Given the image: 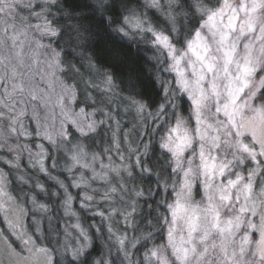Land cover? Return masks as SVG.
Masks as SVG:
<instances>
[{"label":"rangeland","instance_id":"374dc122","mask_svg":"<svg viewBox=\"0 0 264 264\" xmlns=\"http://www.w3.org/2000/svg\"><path fill=\"white\" fill-rule=\"evenodd\" d=\"M94 2L102 11L106 7L113 10L115 5L107 4L106 0ZM122 2L123 18L141 21L140 28L129 29L122 18L121 28L128 32L125 37L148 46L163 72L160 83L167 95L166 102L170 103L168 118L171 119L164 128L160 146L167 142L175 151L179 140H165V137L180 136L184 127L188 128L190 135L205 137L200 144L194 142L196 156L185 148L180 157V169L175 167L172 152L161 147L169 154L177 175L175 183L171 184L173 196L168 205L164 240L137 258V240L133 239L132 230L136 204L143 192L133 179V168L140 167L141 158L134 146L138 140L134 142L135 135L131 133L148 112L140 103L121 98L112 78L105 72L89 68L84 74L78 71L76 75L68 73L69 79L63 75L62 55L55 46L58 35L52 36L51 32L44 31L46 27L59 31L48 15L53 3L49 0H0V7L6 3L12 5L0 12V113L4 114L0 115V264H55L57 256L61 264H81L87 251L95 255L91 256V264H138L139 261L163 264L160 256L167 258L168 264H233V252L239 264H260L254 243L246 245L243 254L239 249L245 234L253 241L260 238L257 229L244 227V224L251 222L259 226L260 217L264 215V155L259 154V145H255L256 159L227 146L224 141H235L234 136L222 134L221 124L230 125L229 119L223 111H215L226 102L229 80L241 74L245 55L251 53L249 59L255 67L264 62L261 41L257 39L260 21H257L256 31L245 29L241 33L240 26L245 20L242 11L235 21L236 28L229 30L224 28L230 15L227 9L223 21L218 20L217 27L213 28L211 23L201 27L210 12L206 16L195 14L191 10V0H182L179 8L171 0H157L159 7H154L152 0ZM240 2L231 0L234 7ZM222 4L223 0H206L203 6L214 11ZM179 12L189 18L184 20L185 29L178 39L170 30L169 20ZM256 15L261 17L264 13ZM218 30L230 31L228 44L235 42L237 46L228 73L223 71L224 52L217 51L219 35H213ZM196 32H200L203 38L194 45L197 51L203 54L199 45L206 44L209 48L207 56L215 57L216 64L215 73H207L202 86L209 93L210 82L215 76L220 93L214 104L204 101L212 107L215 115H208L202 109V124L192 112L195 107L191 102L193 97L180 91L183 87L180 72L188 81V89H194L196 73L201 70V61L188 48L189 42L196 41ZM157 35L168 37L172 48L180 51L170 53L169 48L157 41ZM246 45L251 47L246 48ZM259 75L257 72L250 87L239 94L236 103L241 107L235 115L238 122L257 119V110L264 107V86L258 84ZM14 87L17 88L15 93ZM21 112L23 115H19ZM178 120L184 124L176 133H171L170 129L177 127ZM90 124L93 129H89ZM196 128L199 133L192 131ZM215 136L220 137L217 141L220 148L212 146ZM240 139L251 143L247 133ZM202 147L203 159L200 155ZM190 158L193 163L189 166L184 162ZM213 158L217 164L231 161L223 176L204 167L205 163L211 165ZM85 164L88 166L84 167ZM189 168L191 172L185 177ZM27 169L35 182L24 176ZM194 174L198 177L195 180L192 179ZM237 175L244 177L241 185L251 181L250 195L246 199L238 186L228 189L232 200L221 202L217 187H227L228 181L235 180ZM185 180L191 191L183 188ZM44 184L50 186V193ZM209 184L211 186L206 187ZM13 187L22 198L13 192ZM89 196L91 200L87 198ZM209 196L213 197L212 204L220 213L221 226L223 221L237 215L244 222L227 240H224L227 234L222 236L216 230L206 241L200 239L207 220H211L210 215L205 219L210 207ZM178 203L182 210H177ZM241 206L254 207L256 214L240 213ZM193 223L196 231L190 236ZM97 240L102 245L95 243ZM222 240L227 256L221 251ZM193 246L196 251H190L187 260L178 258L176 249H191ZM205 248L207 252H204ZM153 251L157 256L151 255ZM202 252L204 254L200 255Z\"/></svg>","mask_w":264,"mask_h":264},{"label":"trees","instance_id":"16d2710c","mask_svg":"<svg viewBox=\"0 0 264 264\" xmlns=\"http://www.w3.org/2000/svg\"><path fill=\"white\" fill-rule=\"evenodd\" d=\"M113 3V10L106 7L102 11L94 0H57L48 15L59 30L55 46L61 52L63 75L67 79L68 73L84 74L89 68L105 72L112 78L121 98L140 103L148 112L131 133L135 135L134 142L138 140L133 144L141 158L140 167L133 168L134 182L143 194L136 204L132 230V237L137 240V258H140L150 247L164 240L168 205L173 196L171 184L177 179L169 154L160 146L164 128L171 119L168 118L170 103L166 102L167 95L160 83L163 72L158 60L148 46L127 39L117 31L121 28L123 2L112 0ZM23 173L35 182L28 169ZM11 177L14 179V174ZM44 185L50 193V186ZM12 189L18 197H23L14 187ZM95 243L102 245L99 240ZM91 256L95 255L87 251L81 264H91ZM55 262L61 264L58 256Z\"/></svg>","mask_w":264,"mask_h":264},{"label":"snow or ice","instance_id":"6c2138e0","mask_svg":"<svg viewBox=\"0 0 264 264\" xmlns=\"http://www.w3.org/2000/svg\"><path fill=\"white\" fill-rule=\"evenodd\" d=\"M152 5L154 7H159L157 0H152ZM101 7L103 4L101 3ZM12 5L6 3L5 6L0 7V12H4L5 8H11ZM225 9L228 10L230 15L227 17V24L224 25V28L233 30L236 28L235 21L239 19V13L242 11L245 13V20L244 23L240 26V31L243 33L245 29H247L248 32H254L256 31V25L257 21H260V27H259V32L260 36L257 37L261 41V49L260 51L264 53V16L258 17L256 14L258 12L264 13V0H241L238 6L234 7L233 4L231 3V0H223V4L220 8L217 10H208L210 14L208 15V20L206 21V24L211 23V26L213 28L217 27L216 22L223 21L225 17ZM124 23L125 25H131L134 28H140L141 27V21L139 19H135V22L129 19V17H124ZM37 27H39L37 25ZM44 31L46 32H51V34H55L54 30H51L50 28H45ZM119 31L123 32L124 29L120 28ZM151 31V29H149ZM213 35H219V40L217 41L219 47L217 51H223V60H224V68L223 71L225 73H228V65L232 63V58L233 54L236 51V44L235 42H232L230 45L228 44V41L231 36L230 31H217L214 32ZM196 41L194 42H189L188 48L197 56V59L201 61V70L196 73L197 79L195 81V88L199 91V97H194V103L196 104V110L197 113L200 112V108L204 101L208 98V91L205 90V88L202 86V81L206 79L207 73H215L216 71V64H215V57H208L207 53L209 51V48L206 44H200L199 46L203 49V54L197 51V48L194 46L197 42L201 41L203 38L201 37L200 32H196ZM238 38V37H237ZM15 38H13V41ZM157 41L161 44L164 45V47L169 48L170 53L174 52L175 49L172 48V46L169 44L168 37L162 36V35H157ZM246 48H250L251 45H246ZM251 53H247L244 57V64L241 68V74L239 76H236L234 78H230L229 80V85H228V94L226 98V102L222 105V107H217L216 111L220 112L223 111L225 116L228 117L229 119V124L231 125V130L225 132L226 137H235V141L233 143L232 140H226L224 143L227 146L230 147H235L237 151L246 153L249 157L252 159H256V148L255 145H259L260 155H264V107L261 109H258L259 116L257 119H251V120H241L238 122L235 119V115L239 113L240 105H237L236 101L239 98V94L243 91L244 88L250 87L252 84V81L250 77L255 73V64L251 59H249ZM177 64L180 63V60L177 59L176 61ZM238 67H241L238 64ZM181 76V83L185 89L189 88L188 81L183 78L184 74L183 72H180ZM216 77H213V80L210 82L211 84V93L215 97H219L220 93L217 88V84L215 82ZM258 84L260 86H264V79H260L258 81ZM17 91V88H13V93ZM22 91V89H20ZM219 102V101H217ZM6 107L11 108L10 105H6ZM231 109V111H229ZM0 115H4L3 113H0ZM19 115H23V112H21ZM19 117L17 116L16 119ZM222 123V122H221ZM180 124L178 122L177 128L173 129V131H177L179 128ZM89 129H93V125H88ZM232 129H235L233 131ZM12 131H15V129H12ZM245 133L249 134L251 137V143H245L243 139H240L241 137L245 136ZM50 138V137H49ZM203 138V137H202ZM171 139V138H170ZM187 137H181L180 138V143L176 145V152L179 153L182 151L181 144L185 140H187ZM220 140L219 136H215L212 138V146L214 148H220V143H217V141ZM168 145L166 144L165 147ZM201 158H204V150L203 147L201 148ZM239 159V157H236ZM73 160L79 163L76 157H73ZM231 161H222L219 164L215 162V158H213V162L211 165L205 163L204 167L211 168L213 173L216 174L218 173L220 176H223L225 174L226 169H228ZM88 165L85 164L84 167H87ZM191 169H189L188 172H190ZM188 172L185 173V176H188ZM208 173H206L207 175ZM254 174V173H253ZM244 180V177L237 175L235 180H229L227 183V187H217V192L219 193V199L220 201H230L233 199L232 195L229 194L228 189L230 188H236L239 186V191L243 194H245V198L247 199L248 196L250 195L253 185L251 181H248L246 183H243L241 185V181ZM211 185H206V187H210ZM185 187L189 188L190 184L186 180L185 181ZM89 200L92 199L91 196L87 197ZM236 199H239V196L236 197ZM213 197L209 196V203L210 207L206 210V217L205 219L207 220V217L210 215L211 220H207V224L203 230V235L200 237L202 241H206L210 235V233L213 230H216L218 233H220L222 236L224 234H227L224 236V240H227L229 237H231L234 232L240 227L242 219L239 215L234 216L231 219H227L223 221V226H221L222 222L220 219V213L217 210L216 206L212 204ZM177 210H182V205L179 203L177 204ZM240 213H245V212H251L252 215L256 214V210L254 207L252 208H247L245 206H241L239 209ZM175 211L173 215L175 216ZM103 215V213H101ZM247 227L252 228V229H257L260 234V238L258 241H253L247 234H245L242 237L241 245H240V254L245 253V246L249 244H255L256 248V253L260 257V264H264V215L260 217V224L259 226L255 223L249 222L247 224ZM196 231V225L195 223L190 225V233L189 235L191 236V232ZM169 236L171 237V232L169 233ZM224 240L221 241V251L224 253V255H228L227 249L224 247ZM122 244L123 241H120ZM215 245H213L214 247ZM41 252H44V249H40ZM195 252V246H193L191 249H176V252L178 253V258L187 260L189 252ZM204 252H207V248L204 249ZM204 253H200V255H203ZM152 256H157V252L153 251L151 253ZM236 253H232V261L233 264H239V261L236 260ZM160 259H162L163 264H168L167 258L160 256Z\"/></svg>","mask_w":264,"mask_h":264},{"label":"clouds","instance_id":"9594fccd","mask_svg":"<svg viewBox=\"0 0 264 264\" xmlns=\"http://www.w3.org/2000/svg\"><path fill=\"white\" fill-rule=\"evenodd\" d=\"M49 2L55 4L56 3V0H49ZM106 2H107V4L110 5L112 3V0H106ZM171 2H172L173 5H175L177 8H179L180 5H181L182 0H171ZM205 3H206V0H191V10H192V12H194L195 14L200 15V16H206L208 14V9L203 6ZM188 18L189 17H187L184 13L179 12V13H177L176 16L172 17L169 20V24L171 25V29L170 30L177 36L178 39L180 37V34H181L182 29H185V25H184L183 22H184L185 19H188ZM127 26L129 27V29H134V27H132L131 25H127ZM206 26H207V24H206V20H205L201 24V27H206ZM117 31H119V29H117ZM119 32H121V31H119ZM54 33L55 34H51V35L52 36H57L58 35V32L54 31ZM122 33H123L124 36H128V32L127 31H123ZM129 39L131 40V37H129ZM175 51L179 52L180 50L179 49H175ZM183 55H186V53H183ZM169 70H171V69H169ZM257 72L260 74L259 77H258V79L259 80L260 79H264V62H261V64L255 68V73L250 77V79H256L255 74ZM180 91L181 92H186L189 96H192L193 97V99H192L191 102H192L193 105H195V107L192 109V112L195 114L196 120L200 124L203 123V121L200 119V117H201V110L202 109H204L207 112L208 115H212L214 117L215 113H214L212 107H209L205 103L202 104V106L200 108V112L197 113L196 104L194 103V97H199V91L196 88H194V89H185L184 87H181ZM173 98H175V93H173ZM206 100L209 101V104H214L215 96L211 93V90L209 91L208 98ZM253 111H254V109H253ZM178 122H179L180 125L181 124H184V121H182V120H178L177 121V124H178ZM175 128H177V127L171 128L170 129V132L171 133H176L177 131H175V132L173 131V129H175ZM221 128H222V134L224 136H225V132L231 130V126L228 125V124H223L222 123L221 124ZM192 131L194 133H199V128L193 129ZM181 137H187L188 139L185 140L183 142V144H181V145H183V147H181L182 148V151H180L179 153H177L176 151H174L173 149H171L169 147V143L164 142V143L161 144V147L162 148L168 149V151L172 152V155L175 158L173 162L175 163V167L177 169H180L181 168V159H180V157L183 155V152H184L185 148L188 149V150H191L192 156H196L197 153H196V151L194 150V147H193L194 142L196 144H200L201 141H203L205 139V137L203 135H190L188 128L187 127H184L182 129V134L180 136H176V137H165V140H169L170 138L171 139H178L179 140V143H180L181 142L180 141V138ZM166 144L168 145L167 147H165ZM184 163H186L187 165L190 166V165H192L193 161L190 158L187 161H185ZM189 169H191V168H189ZM197 170H198V166H197ZM185 173H184V175H185ZM188 176H189V172H188ZM196 178H198V177L194 174L192 176V179L195 180ZM218 187H222V185L221 186H218ZM183 188H186L185 187V182H184ZM188 189H189V191H191V188L190 187ZM242 224H244L243 221L241 222V225ZM241 225H240V227H241ZM240 227L237 230H239ZM244 227H247V224H244Z\"/></svg>","mask_w":264,"mask_h":264}]
</instances>
